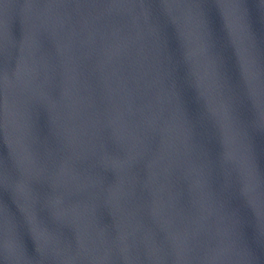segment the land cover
Instances as JSON below:
<instances>
[{
    "label": "water",
    "instance_id": "95a60500",
    "mask_svg": "<svg viewBox=\"0 0 264 264\" xmlns=\"http://www.w3.org/2000/svg\"><path fill=\"white\" fill-rule=\"evenodd\" d=\"M219 6L232 21L221 50L240 56L258 108L251 133L225 135L238 98L195 0L158 5L174 25L163 41L143 0H0V156L19 166L0 185L21 190L25 215L50 216L24 249L0 203V264H264V0ZM33 182L48 191L28 196ZM239 197L252 212L241 205L238 236Z\"/></svg>",
    "mask_w": 264,
    "mask_h": 264
},
{
    "label": "snow or ice",
    "instance_id": "6c2138e0",
    "mask_svg": "<svg viewBox=\"0 0 264 264\" xmlns=\"http://www.w3.org/2000/svg\"><path fill=\"white\" fill-rule=\"evenodd\" d=\"M145 7L149 10L153 19L157 23L161 40L167 39V33L174 28L171 21L158 9V5L162 0H143ZM201 10V29L202 39L210 54L217 59V71L219 79L227 86L230 95L237 97V102L232 105L226 113L224 119L225 135L229 132L234 123L241 124L249 133L254 130L255 119L258 108L253 106L250 95V81L246 85L244 83L245 67L240 59V56L232 54L231 45H228V51L221 50V40L227 43L229 25L232 21L220 9V0H195ZM237 6L245 8L247 0H236ZM179 87V86H178ZM183 98L181 104L183 106ZM203 104V101H201ZM188 118L195 123L197 117L193 112H188ZM264 130V129H260ZM0 168L7 171L10 176L15 177L19 173V166L13 155L8 153L7 156H0ZM245 183V177L240 172H235L231 179L232 191L239 193L241 185ZM48 191L46 185L33 182L27 190V195L43 196ZM257 192L264 195V183L259 184ZM21 190H18L11 185H0V203H3L10 211L13 212L15 218V236L22 248H27L25 237L33 239L31 225L39 223L44 227L49 226L50 216L46 207H41L39 204L33 209L31 216L25 213L19 207V199ZM246 207L248 212H252V207L247 203L245 197H239L237 201L227 202V210L232 214L235 231L237 235H242L245 225L243 208ZM253 224L257 228V234L264 239V231L259 227V221L253 219Z\"/></svg>",
    "mask_w": 264,
    "mask_h": 264
}]
</instances>
